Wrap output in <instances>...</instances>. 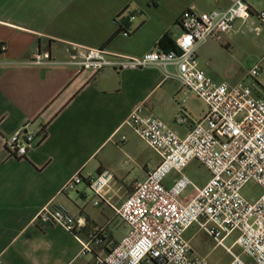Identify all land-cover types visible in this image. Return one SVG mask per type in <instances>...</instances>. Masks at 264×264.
<instances>
[{"label":"crops","instance_id":"crops-1","mask_svg":"<svg viewBox=\"0 0 264 264\" xmlns=\"http://www.w3.org/2000/svg\"><path fill=\"white\" fill-rule=\"evenodd\" d=\"M254 1V2H253ZM256 11L255 0H247ZM234 0H0V264H97L125 236L129 227L116 209L138 183L162 161L160 153L129 122L139 106L168 124L181 138L187 136L207 111L199 97L163 70L79 72L72 65L39 66L31 61L48 51L61 62L73 53L70 44L102 48L115 55L142 56L160 50L159 41L181 35L179 18L187 9L199 13L227 9ZM135 16V20H128ZM264 25L256 15L238 19L223 39L197 45L200 68L217 83H230L237 72L215 62L222 47L232 41H264ZM174 73L175 69L171 68ZM241 81V80H240ZM237 81L231 85L240 83ZM262 84V80L258 79ZM254 92L258 88L254 85ZM201 100V99H200ZM184 118L183 122L177 120ZM46 131L45 138L25 157L9 154L5 141L23 125ZM157 155L146 154V147ZM184 170L198 187L211 178L193 168ZM113 174L105 201L96 206L88 183L64 191L77 173ZM179 177L172 172L170 187ZM195 194L190 188L188 202ZM49 204H63L83 221L76 234L59 224L37 219ZM98 230L101 244L83 252V241ZM194 253L210 264H229L231 255L218 252L214 240L195 224L186 230ZM236 236L229 237L228 245ZM231 239V242L229 241ZM214 244L212 248L209 243ZM235 248V252H237ZM147 264V263H143Z\"/></svg>","mask_w":264,"mask_h":264},{"label":"built area","instance_id":"built-area-1","mask_svg":"<svg viewBox=\"0 0 264 264\" xmlns=\"http://www.w3.org/2000/svg\"><path fill=\"white\" fill-rule=\"evenodd\" d=\"M254 15L264 25V8L256 11L247 0H234L227 9L205 13L187 9L179 18L182 32L175 49L155 50L137 57L74 43L70 44L73 53L65 62L56 60L48 51L34 55L32 64L72 65L79 72L158 67L165 79L176 78L207 106L203 119L184 138L162 119L147 113L144 106L133 112L129 122L160 153L162 161L116 209L129 231L110 250L96 255L97 264H210L206 257L194 253L184 236L195 224L231 255L229 264H264V85L258 83L264 56L248 73L258 88L256 94L254 86L244 82L231 85L214 81L200 68L196 53L200 43L209 39L221 41L223 35L234 30L238 19ZM134 20L132 16L131 21ZM177 120L183 122L184 118ZM45 136V130L34 131L27 123L6 139V148L10 155L22 158ZM192 161H198L211 174L203 187L184 174ZM172 172L179 177L167 187L166 180ZM112 179L109 171L98 175L77 173L64 191H76L78 185L88 183L95 194L94 204L100 206ZM250 182L260 186L261 193L254 199L243 193ZM191 187L195 194L185 202L184 196ZM37 219L59 224L73 234L83 224L63 204L46 205ZM233 235L234 243L228 245L226 241ZM102 241L103 231L94 232L88 241H83V252H93L92 244ZM236 247L240 254L235 252ZM244 256L252 261L244 260Z\"/></svg>","mask_w":264,"mask_h":264},{"label":"rangeland","instance_id":"rangeland-1","mask_svg":"<svg viewBox=\"0 0 264 264\" xmlns=\"http://www.w3.org/2000/svg\"><path fill=\"white\" fill-rule=\"evenodd\" d=\"M254 2V1H253ZM256 6H262L264 4V0H255L254 3ZM128 20H131V16H129ZM259 21V19L257 18ZM264 34V32H263ZM264 56V41H232V45L230 47L220 48L216 57L215 62L222 64L225 66L227 70L237 72L236 78H233L230 81L231 84L236 83L237 81L244 82L247 85H252L254 80L248 77V73L255 67V65L263 58ZM258 79L262 80V84H264V65L260 71ZM200 103L205 106V102L200 100ZM145 146V145H144ZM146 147V154H152L155 158L157 155L155 154L152 148ZM193 170H196V174H200L204 176L205 168L195 167ZM192 188V187H191ZM244 195L248 199H254L255 195H259L260 186L250 182L248 186L243 191ZM231 242V239L229 240ZM210 247L214 244L209 243ZM218 247V252H224L225 248ZM241 250L237 248V254H240ZM244 260L252 261L250 258L244 256Z\"/></svg>","mask_w":264,"mask_h":264},{"label":"trees","instance_id":"trees-1","mask_svg":"<svg viewBox=\"0 0 264 264\" xmlns=\"http://www.w3.org/2000/svg\"><path fill=\"white\" fill-rule=\"evenodd\" d=\"M159 46L163 50L175 49V42L171 39L169 34H165L159 41Z\"/></svg>","mask_w":264,"mask_h":264}]
</instances>
